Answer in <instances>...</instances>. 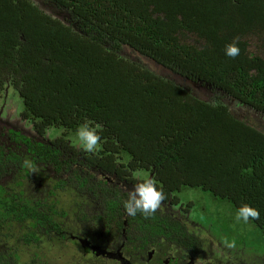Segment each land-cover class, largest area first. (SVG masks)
<instances>
[{"label": "trees", "instance_id": "1", "mask_svg": "<svg viewBox=\"0 0 264 264\" xmlns=\"http://www.w3.org/2000/svg\"><path fill=\"white\" fill-rule=\"evenodd\" d=\"M10 89L23 126L0 123V264H53L72 221L124 206L141 171L165 197L151 217L182 239L164 208L193 220L191 237L218 234L185 190L229 220L258 208L254 235L226 223L235 246L209 242L228 264H264V0H0V97ZM84 124L100 136L91 152Z\"/></svg>", "mask_w": 264, "mask_h": 264}, {"label": "flooded vegetation", "instance_id": "2", "mask_svg": "<svg viewBox=\"0 0 264 264\" xmlns=\"http://www.w3.org/2000/svg\"><path fill=\"white\" fill-rule=\"evenodd\" d=\"M100 205L96 203L93 213L83 212L86 218L76 217L66 228L60 264H228L200 234L191 237L190 224L194 227L195 223L179 215L178 207L164 208L165 217L184 223L185 239L152 215L130 216L124 206L113 210Z\"/></svg>", "mask_w": 264, "mask_h": 264}, {"label": "rangeland", "instance_id": "3", "mask_svg": "<svg viewBox=\"0 0 264 264\" xmlns=\"http://www.w3.org/2000/svg\"><path fill=\"white\" fill-rule=\"evenodd\" d=\"M260 44L262 45V43H260L259 41H256L254 38V43H252L250 50L255 51L254 49L256 46L261 47ZM194 91L196 93L201 94V95L207 94L206 91H204L198 87L194 88ZM21 111H22V102L19 99L16 92H14V90H11V89L8 90L6 95L4 96V98L0 97V116L3 118L7 117L5 120H1L0 123L6 124L7 126H12V127H18V125L23 126V124L18 121V117H19V114ZM7 113H9V116H7ZM27 128H30V127H26V129ZM63 134H64L63 129L51 128L46 132L45 137H48V140L53 141L57 138H61V136ZM73 144H75V143L73 142ZM76 146H79V143H76ZM98 147L99 146L97 144V146L94 149H97ZM149 177H150L149 173L145 172V171H141V172H138L136 174V178H139V179H147ZM28 181H26V182H28ZM177 196L180 197V199L182 200L183 203H187V202L193 203L194 204L193 211L195 212V215L199 216L201 218H209V223H210L209 228L212 231H216L219 234V235L217 234L216 237H211L208 235V233L205 232V230L203 228L202 229L196 228V229H199L201 231V235L199 238L203 242H205L206 244H208L210 239H215L217 241H215L214 243L220 244L221 249L227 248V244L225 243V241L230 242V240L228 239L229 237L223 236V233L220 230L221 228H226V223L234 231H237L240 234L250 231L251 234L254 235L255 229L250 223H248V222L244 223V221L238 220L237 218H235L234 220H233V218L231 220H229L228 219V212L230 213L231 209L230 208L227 209L225 206H222L218 203L213 202L212 196L209 195L208 193L202 192L201 190H198V189L197 190H185V191L181 192L180 194H178ZM55 200H57V199L54 198L52 200V202L49 201V203L53 204V202ZM58 207L59 206H57V208ZM212 214H214V216ZM236 217H237V214H236ZM205 224H207V222H205ZM216 225H219L220 228L216 227ZM190 228H195V227L191 226ZM211 246H215V245L211 244ZM216 247L217 246H215V248ZM258 249H259V247H258ZM260 251H261V255H264V247H261ZM53 255L54 254L52 253V258H54L55 260L59 259V256L57 259ZM53 264H60V262L59 261H53Z\"/></svg>", "mask_w": 264, "mask_h": 264}, {"label": "clouds", "instance_id": "4", "mask_svg": "<svg viewBox=\"0 0 264 264\" xmlns=\"http://www.w3.org/2000/svg\"><path fill=\"white\" fill-rule=\"evenodd\" d=\"M224 53L226 56L234 59L240 54V48L235 42L229 43L225 46ZM76 136L79 138L82 147L89 152L94 150L100 140L97 131L90 128L87 124L78 127ZM164 198V193L158 188L157 183L153 179L147 178L128 193V199L124 203V209L130 216H136L139 213L148 217L156 212ZM236 218L245 223L250 218L255 221L260 218V211L258 208L243 204L237 210ZM225 243L228 247L235 246L234 241H225Z\"/></svg>", "mask_w": 264, "mask_h": 264}, {"label": "water", "instance_id": "5", "mask_svg": "<svg viewBox=\"0 0 264 264\" xmlns=\"http://www.w3.org/2000/svg\"><path fill=\"white\" fill-rule=\"evenodd\" d=\"M149 178H151V177H149Z\"/></svg>", "mask_w": 264, "mask_h": 264}]
</instances>
